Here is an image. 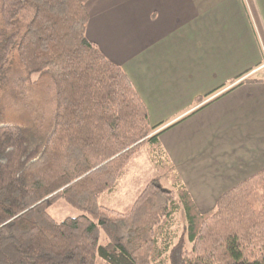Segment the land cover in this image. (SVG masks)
Returning <instances> with one entry per match:
<instances>
[{"label": "trees", "instance_id": "obj_1", "mask_svg": "<svg viewBox=\"0 0 264 264\" xmlns=\"http://www.w3.org/2000/svg\"><path fill=\"white\" fill-rule=\"evenodd\" d=\"M87 1L0 0V264H264V169L201 212L163 128L88 38ZM144 144L158 177L127 212L104 206ZM60 199L82 213L56 220Z\"/></svg>", "mask_w": 264, "mask_h": 264}, {"label": "crops", "instance_id": "obj_2", "mask_svg": "<svg viewBox=\"0 0 264 264\" xmlns=\"http://www.w3.org/2000/svg\"><path fill=\"white\" fill-rule=\"evenodd\" d=\"M86 9L88 38L163 128L201 212L264 169V0H88ZM121 178L111 193L126 190Z\"/></svg>", "mask_w": 264, "mask_h": 264}, {"label": "rangeland", "instance_id": "obj_3", "mask_svg": "<svg viewBox=\"0 0 264 264\" xmlns=\"http://www.w3.org/2000/svg\"><path fill=\"white\" fill-rule=\"evenodd\" d=\"M30 96H31L30 101H32L33 98L45 99V97H47V94L45 93V90L41 88H36L33 90V94H31ZM17 103L19 104V102ZM5 105L6 107H9V109L12 105V108L8 110L9 111L8 114H10V112H12V109L16 107L14 106V103H12V100L11 102L10 101L5 102ZM23 115H24V112H23ZM132 163H133V166L130 167ZM125 171H127V173ZM124 173H126L125 176H124ZM122 176H123V181H124L123 187L126 190L122 192L121 191L122 189H121L120 192L111 193L110 191L113 188L112 187L103 196L101 203L104 206L115 209L117 211L127 212L133 206V204L135 203V200L144 190L146 185L153 178L158 177V173L151 161V156L148 152L146 144H144L140 149H138V151L136 152L134 157L130 160L129 164L127 165L126 169L124 170L120 178ZM120 178L116 182V185L120 184V182L122 181V178L121 180ZM163 184L166 187L170 186L169 183L165 182L164 180H163ZM112 191H114V189ZM259 192L260 193L258 194V191H257L256 196H255L256 202L258 203V198H260V205H263L264 204V186L259 189ZM107 196L108 198H106ZM108 200L112 202L108 203ZM125 200H127V202H125ZM49 212L56 220H62L68 216H76L82 213L80 210L72 207L70 204H68L63 199H60L55 204H53L49 208ZM184 217L185 215H184L183 210H180L179 213L176 215V221H175L176 225L174 226V229L177 233V236L181 234L183 226L185 224ZM97 264H105V263L102 260H99Z\"/></svg>", "mask_w": 264, "mask_h": 264}]
</instances>
